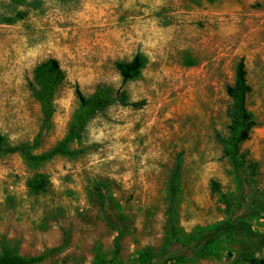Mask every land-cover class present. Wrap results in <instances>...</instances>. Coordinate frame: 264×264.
Listing matches in <instances>:
<instances>
[{"label": "rangeland", "instance_id": "374dc122", "mask_svg": "<svg viewBox=\"0 0 264 264\" xmlns=\"http://www.w3.org/2000/svg\"><path fill=\"white\" fill-rule=\"evenodd\" d=\"M136 57L142 69L124 82L118 66ZM49 59L65 79L32 154L68 135L77 89L89 97L105 87L124 93L128 105L95 116L70 143L74 157L29 166L20 154H0V253L5 242L25 260L43 257L38 264H140L146 251L157 262L168 251L167 264L264 260V200L255 201L264 191V0H0L7 147L31 145L42 129L32 89L35 69ZM241 60L256 122L241 152L255 194L216 141L228 134L225 90ZM36 175L49 181L37 195L27 187ZM208 227L217 255L201 257L190 239Z\"/></svg>", "mask_w": 264, "mask_h": 264}, {"label": "trees", "instance_id": "16d2710c", "mask_svg": "<svg viewBox=\"0 0 264 264\" xmlns=\"http://www.w3.org/2000/svg\"><path fill=\"white\" fill-rule=\"evenodd\" d=\"M118 68L124 82H128L135 79L139 75L142 69V62L139 57H136L131 63L121 64L118 66ZM64 79V73L61 70L58 61L55 59H49L37 66L34 71V87L32 91L36 101L39 103L43 115L42 129L33 143L28 146L7 147L4 137L0 135V154H20L25 163L29 166L45 164L60 156L74 157L77 153L69 150L68 147L70 143L81 138L80 135L84 131L86 125L95 116L103 113L109 107L117 103L123 106L128 105V99L124 93H117L116 95H113L112 92L105 87H98L89 97L84 96L77 89L76 97L80 104V108L75 122L68 132V135L54 148L47 151L46 153L34 155L32 154V151L42 144L45 131L48 130L54 114V92L56 88L63 83ZM250 91L251 88L247 83L245 63L243 60H241L235 67L233 85L227 87L225 90L226 96L231 101L230 108L227 111V117L230 123L228 134L226 136L217 135L216 141L221 146L224 155L231 160L237 176L246 186L249 193L255 194L256 190L254 184L251 180V177H249L246 173V166L248 164L247 156L241 152V145L249 139L251 131L256 127V122L251 113L247 110L246 105L247 96L249 95ZM250 168L251 174L253 176L255 174V165L251 166ZM178 173L179 169L177 168L174 171L170 189L172 203L176 194L174 182ZM48 186L49 181L44 175L34 176L27 184L30 192L35 195L46 192ZM213 188L215 191H218V186L216 184H213ZM256 198V202H262L264 200V191L260 192ZM99 199L100 205L103 206L102 197ZM244 200L246 201L247 199ZM171 208L172 207H170V215ZM227 208L228 210H231L232 207L228 204ZM169 223L171 226L172 236H176L171 216L169 217ZM214 231V227L197 229L190 239V243L195 242L197 244L199 256L207 257L217 255L216 248L218 238ZM114 245V256H117L120 252L118 241H115ZM42 259L43 257L25 260L21 257H18L16 255V250L10 249L7 243L4 242L1 245L0 264H38L42 261ZM170 260L171 256L168 251L158 262L150 253V251H146L142 254L140 264H167ZM249 264H264V260L250 258Z\"/></svg>", "mask_w": 264, "mask_h": 264}]
</instances>
